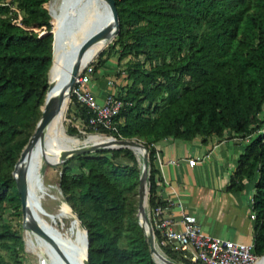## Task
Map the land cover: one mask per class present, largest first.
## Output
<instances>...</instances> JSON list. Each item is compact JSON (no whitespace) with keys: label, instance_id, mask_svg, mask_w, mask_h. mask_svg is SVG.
<instances>
[{"label":"trees","instance_id":"trees-1","mask_svg":"<svg viewBox=\"0 0 264 264\" xmlns=\"http://www.w3.org/2000/svg\"><path fill=\"white\" fill-rule=\"evenodd\" d=\"M48 1L0 0V264H23L22 236L1 216L7 209L21 214L12 171L41 116L53 64L50 31L54 26L55 32L56 25L44 6ZM115 2L119 32L108 48L118 55V62L127 58L126 83L115 95L129 105L113 118V128L98 127L95 132L144 141L149 151L150 208L164 206L155 194L152 143L197 136L205 143L226 132L249 138L227 191L254 183V251L262 256L264 0ZM16 10L19 24L13 22ZM93 68L96 72L97 65ZM71 103L78 108L81 123L92 129L91 112L73 96ZM61 132L68 138L63 123ZM71 161L78 163L77 171ZM139 176L128 148L77 155L61 165L60 189L88 232V264H158L136 215ZM154 234L159 240L156 230ZM161 249L170 260L193 264L170 247Z\"/></svg>","mask_w":264,"mask_h":264},{"label":"crops","instance_id":"crops-1","mask_svg":"<svg viewBox=\"0 0 264 264\" xmlns=\"http://www.w3.org/2000/svg\"><path fill=\"white\" fill-rule=\"evenodd\" d=\"M103 75L102 70L96 71L90 83L91 93L99 103L115 92L111 80ZM248 142V138L242 140L226 132L205 143L199 136L192 140L168 137L154 143L155 194L164 202L165 214L176 221L190 215L210 236L252 243L254 183H246L241 191H227L237 159ZM190 158L196 159L193 166L188 164Z\"/></svg>","mask_w":264,"mask_h":264},{"label":"bare ground","instance_id":"bare-ground-1","mask_svg":"<svg viewBox=\"0 0 264 264\" xmlns=\"http://www.w3.org/2000/svg\"><path fill=\"white\" fill-rule=\"evenodd\" d=\"M60 11L61 14L55 17H53L51 12V18L54 20L56 26L55 32L54 26L52 30L55 35V47L53 64L49 74L50 81L53 79L58 80V75L61 71L64 72V76L68 73L69 67L75 61L80 45L108 19L107 12L100 0H63V8ZM65 17L75 20L73 30L68 34H63L62 31V23ZM111 39L112 31L91 45L84 53L82 66L89 63ZM58 96L59 90L54 89L51 91L49 99L50 101H55ZM67 103L68 101L65 100L43 130L42 136L29 149L21 163V168H23L26 174V218L29 222L37 225L48 236V239H46L31 230H26V242L29 248L37 253L45 264H84L85 248L83 244L84 229L75 217L72 216L71 223L80 229L81 238L77 250L70 248L64 242L62 235L47 224L45 217L50 220L55 219L61 212L58 211L57 215L53 216L44 210L43 201L46 189L43 185L41 174L43 164L54 165L60 160L62 152L66 149L92 143L110 144L112 139L115 138L104 134L99 135H103L106 138L94 136L85 142L73 141L66 138L61 132V124L64 119ZM133 150L141 156L142 150L140 148H133ZM69 209H65L66 215L62 214L61 218L58 217V220H63L72 215L71 209L70 211ZM143 225L147 228L144 222ZM256 264H264V258H260Z\"/></svg>","mask_w":264,"mask_h":264},{"label":"water","instance_id":"water-1","mask_svg":"<svg viewBox=\"0 0 264 264\" xmlns=\"http://www.w3.org/2000/svg\"><path fill=\"white\" fill-rule=\"evenodd\" d=\"M100 1L104 5V9L107 12L108 19L103 22L102 26H100L98 29L93 31L87 37V39L83 41V43L80 45V47L77 50L75 61L71 64V66L68 69V73L65 74V76H64V72L61 71L58 75V80L53 79L52 81H50L49 74L52 68V64H51V67L48 73V87L45 93L44 103L41 109V116L36 124L33 134L31 135L27 144L21 151L20 157L15 163L13 171H12V177L15 181L17 192L20 195V205H21V213L23 217V227L26 230H31L46 239H48V236L45 235L37 225L29 222L26 218V198H25L26 197V182H25L26 174L23 168H21V163L23 161L24 156L29 151V149L42 136L43 130L45 129L49 121L53 118L55 113L60 109L64 101L70 100L75 78L82 71V69L88 64L87 63L86 65L82 66V58L84 56V53L87 51V49L91 45H93L100 38L107 35L111 31H112V39L119 32V17H118V11L116 8L115 0H100ZM48 12L51 16V11L48 10ZM74 21L75 20H72L71 18H66V17L64 18L63 23H62L63 34H68L71 32V30H73V27L75 24ZM50 32L53 35V52H54L55 35L53 34L52 30ZM52 61H53V57H52ZM54 89L59 90V96L55 101H50L49 95L51 91H53ZM109 136H114V135H109ZM118 148H128L131 150H133V148H140L142 150L141 152V171H140V176H139V187H138V209H137L138 217L137 218H138V223L143 230L145 239L149 245V249H150V252L154 260L158 264H181V263L175 262L167 258L164 252L161 251L157 247L156 242H155V237H154V231L148 219L146 206H147L148 193H149V187H148L149 151L146 145H144L137 139H126V138L115 137L114 139H112L110 144L92 143V144L79 146L73 149H66L62 152L60 156V160L57 161V163H55L54 165L63 163L66 160L70 159L71 157H74L77 155L93 153L95 151L102 150V149H118ZM72 212L74 213V211ZM76 219L79 221L77 214H76ZM143 222L146 224L147 228H145V226L143 225ZM80 224L82 228L84 229V237H83V244L85 248V263L84 264H88V246H89L88 232L85 226L81 222ZM260 258H264V253L262 256H260Z\"/></svg>","mask_w":264,"mask_h":264},{"label":"built area","instance_id":"built-area-1","mask_svg":"<svg viewBox=\"0 0 264 264\" xmlns=\"http://www.w3.org/2000/svg\"><path fill=\"white\" fill-rule=\"evenodd\" d=\"M16 12L18 17L13 22L19 24L21 15L17 10ZM92 63L93 61L89 62L76 76L71 97L73 96L79 104L91 112L89 125L94 129L98 127L111 129L113 118L129 103L118 99L115 93L107 94L102 103L93 97L90 90V83L95 74ZM139 141L144 144V141ZM151 146L154 147V143ZM156 157H158L157 153ZM195 162L194 158L188 159V164L191 166ZM148 208V219L153 231L158 232L159 240L156 239L155 234L154 237L161 251L162 247H170L193 264H256L260 259L254 251V241L243 243L210 236L203 232L196 219L190 215H182L180 220L176 221L167 216L164 207L158 203ZM250 217L255 219V214L252 212ZM176 224L180 227H175Z\"/></svg>","mask_w":264,"mask_h":264},{"label":"rangeland","instance_id":"rangeland-1","mask_svg":"<svg viewBox=\"0 0 264 264\" xmlns=\"http://www.w3.org/2000/svg\"><path fill=\"white\" fill-rule=\"evenodd\" d=\"M44 6L47 10H50V6H51V12H52L53 17L57 15L59 16L61 14L60 10L63 8V0H49L47 3H45ZM52 21L54 25L55 22L54 20ZM35 31H39L40 34L45 32L43 29L42 30L37 29ZM112 40L113 39H111L106 44V46L102 50H100L101 52L99 51L91 61H93L92 63L93 67L94 65L95 66L97 65L96 71L102 70L104 73L103 76L108 77L111 80L112 84L115 87L114 93L116 94L118 91V87L123 85V83L124 84L126 83L124 79L126 75L124 74V72L127 67L125 63L127 61V58H124L118 62L117 60L118 55L115 52H113V50H110V48H108V45L112 42ZM79 114L80 112L78 108H76L75 105H72L71 99H70L67 103V108L64 114V119L62 121L63 130L66 133L68 139L73 140V141L85 142L89 138H92L94 136H100L99 134H105L101 132H95L94 128L90 129L88 126L83 125L81 121L79 120ZM263 115L264 114L262 113L260 116L262 117ZM106 135L109 136V134H106ZM131 151L135 156L138 169L139 171H141V156L139 157L134 150H131ZM119 161L122 163L126 162L124 159H120ZM63 163H60L57 165H49L45 163L43 164L42 166L43 168L41 169L42 181L46 189V192L44 195V201H43L44 210L48 212V214H51L53 216H56L58 211L61 212L56 216L55 219L50 220L45 217V220L47 221V224L52 229L57 230L62 236H64L67 239V241L66 240L65 241L66 243H68V245H71L73 248L77 250L80 240H81L80 229L77 228V226H75L74 224H71V226H68L71 223V220L73 219V217L76 218V213L72 212V209L66 203L63 193L60 189L61 165ZM70 165L72 166L74 171H77L78 169L77 162L71 161ZM148 207L149 206H148V200H147V206H146L147 214H148V209H149ZM69 208L71 209L72 215L64 218L63 219L64 224H61L59 222L61 220H58V219L61 218L62 214L66 215L65 209L68 210ZM136 215L138 217V212L136 213ZM1 217H2L1 218L2 220H4L5 222H8L22 236V239L24 241V250L21 254L23 264H45V262L41 258H39L37 253H35L29 248V245L26 242L27 241L26 240V229L23 227L22 213L19 216H17L13 214L11 209H7L6 211L2 213Z\"/></svg>","mask_w":264,"mask_h":264}]
</instances>
